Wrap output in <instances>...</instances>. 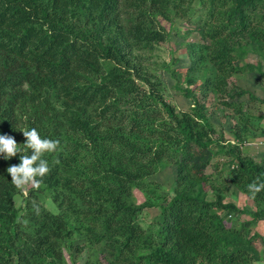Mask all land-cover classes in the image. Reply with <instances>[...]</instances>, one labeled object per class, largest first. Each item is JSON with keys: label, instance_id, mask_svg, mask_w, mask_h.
<instances>
[{"label": "trees", "instance_id": "trees-1", "mask_svg": "<svg viewBox=\"0 0 264 264\" xmlns=\"http://www.w3.org/2000/svg\"><path fill=\"white\" fill-rule=\"evenodd\" d=\"M185 3L0 0V133L12 135L29 155L21 129L35 127L58 141L55 151L42 154L50 170L39 183H12L7 168L23 153L0 158V264H59L63 243L78 230L97 246L88 264L102 258L107 264H252V222L228 227L203 186L228 170L232 183L252 196L247 186L264 181V158L244 152L241 132L221 145L191 89L183 94L193 106L177 111L164 96L165 82L135 51L167 40L156 14L198 13L210 29L202 32L207 39L226 40L216 52L207 39L199 49L218 72L204 92L211 86L223 92L237 54L229 39L240 30L253 47L264 42V0H204L194 12ZM223 103L238 114L244 110L241 101ZM220 154L226 158L215 165ZM164 161L176 166L181 190L145 228L139 217L154 203H136L132 191L146 189ZM209 167L220 170L216 178ZM47 196L60 212L46 208ZM254 198L253 219H264V190ZM220 205L231 217L240 213L234 203ZM65 211L77 218L75 228Z\"/></svg>", "mask_w": 264, "mask_h": 264}, {"label": "rangeland", "instance_id": "rangeland-1", "mask_svg": "<svg viewBox=\"0 0 264 264\" xmlns=\"http://www.w3.org/2000/svg\"><path fill=\"white\" fill-rule=\"evenodd\" d=\"M203 1L186 0L184 5L190 12H194ZM228 6L226 5V7ZM208 9L212 10L211 6ZM197 14H189L190 18H185L173 9L167 13V16H163L161 13L156 14L158 20L167 30V40L161 45H156L153 49H137L135 53L142 60L144 58L149 68L158 73L165 82L164 96L177 111L189 110L193 106L192 98L183 94L185 88L191 89L192 93L204 103V112L215 127V135L220 139V144H230L229 141L235 138V133L241 132L244 137L246 136L242 149L255 160L260 161L264 158V139L262 140L264 137V42L260 43V46L253 47L245 42L246 31L238 30L237 33H234L233 37L229 39V46L234 48V52L237 53L233 60L232 75L228 77L221 75L228 81L225 90L220 92L211 86L204 92L205 84L215 82L218 72L208 57L201 60L202 53H199V49L202 51L201 48L206 44L208 37L202 32L208 33L210 29L204 27V20L198 22ZM196 19L197 21L194 22ZM207 40L210 42L212 52L218 51L219 44L226 43L224 38L216 41ZM241 43H246L245 47L240 45ZM107 65L111 66L112 63L109 62ZM189 80H192V83L189 84ZM225 100L241 101L243 112L236 113L232 107L223 103ZM244 126L246 130L241 131ZM232 142L234 143V141ZM215 149H219V144L215 145ZM225 158L224 154L217 155L214 160L215 165L219 161L220 163L224 161ZM219 171L214 167L207 169L208 173H214L215 178ZM224 174V178L217 176V179H213V183L203 186L206 192L205 199L215 203L212 207L213 210L220 217H224L228 227L240 229L247 221L252 222L250 237L255 252L252 253L254 259L251 263L264 264V219H253V214L258 210L259 205L254 197L241 192L232 183L228 170ZM146 181L147 188L140 190L135 187L132 195L136 203L146 200L154 203V206L146 207L139 217L141 224L148 228L160 216L162 206L171 200L181 190V187L177 185L176 166L167 161H164L158 172L147 178ZM24 189L27 191L26 187ZM219 195L222 196V199L218 203L216 201H218ZM22 200V195H17L15 198L18 206L22 204ZM228 203H234L240 213L237 214L234 211L232 212L233 217H231L228 214L229 209L220 205ZM45 204L46 208L54 212L61 211L50 196ZM65 214L71 227L75 228L77 218L72 216L69 218L70 215L68 216L66 211ZM96 250L97 246H92L89 243L86 233L78 230L63 243V258L59 264H88L86 261L94 256L93 253ZM100 264H107V262L102 258Z\"/></svg>", "mask_w": 264, "mask_h": 264}, {"label": "clouds", "instance_id": "clouds-1", "mask_svg": "<svg viewBox=\"0 0 264 264\" xmlns=\"http://www.w3.org/2000/svg\"><path fill=\"white\" fill-rule=\"evenodd\" d=\"M21 130L26 137L23 145L26 149L31 150L30 155L29 151L24 154V149L20 148L21 144H18L12 135L0 133V158L9 160L18 153H23L19 157V164L7 168L12 183L17 187H22L34 180L36 183L40 182L36 178H43L50 170L49 163L43 158L42 154L55 151L58 145V141L42 136L35 127ZM247 187L249 193L255 197L264 190V181H253Z\"/></svg>", "mask_w": 264, "mask_h": 264}, {"label": "built area", "instance_id": "built-area-1", "mask_svg": "<svg viewBox=\"0 0 264 264\" xmlns=\"http://www.w3.org/2000/svg\"><path fill=\"white\" fill-rule=\"evenodd\" d=\"M264 139V137L262 138V140Z\"/></svg>", "mask_w": 264, "mask_h": 264}]
</instances>
